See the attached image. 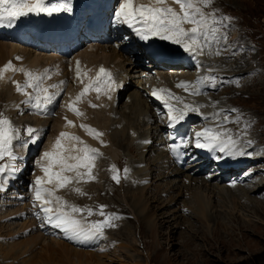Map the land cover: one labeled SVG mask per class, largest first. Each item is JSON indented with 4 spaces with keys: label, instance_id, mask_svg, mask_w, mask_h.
Listing matches in <instances>:
<instances>
[{
    "label": "rangeland",
    "instance_id": "obj_1",
    "mask_svg": "<svg viewBox=\"0 0 264 264\" xmlns=\"http://www.w3.org/2000/svg\"><path fill=\"white\" fill-rule=\"evenodd\" d=\"M202 10L205 13L214 12L218 18H229L224 22L226 26L221 28V33L226 34L228 39L235 40L233 41L235 47L222 40L228 44L225 46L223 45L222 47L226 50L220 51L219 55H214V58L217 60L219 58V60L217 61V67L212 70L221 74V80L219 83L214 82L217 83L215 89L208 93L214 92L217 94L213 96V102L218 107H215V110L211 109L214 105L204 108H210V113L213 112L211 116L213 120L208 118V120L200 119V122H198L200 123L199 125L198 123H195L189 126L188 133L189 136H195V133L197 132L196 130L201 131V129L206 127L209 128V126L205 127L207 122H210V128H213L216 124L223 122L224 117L227 116L228 120L223 124V130H227L231 134L232 138L239 142V149L247 154L245 161L248 163L253 159V155L249 150V148L253 146V142L255 143L254 145H257V147H253V149L258 151L264 150V0H214V3L210 8H203ZM109 12L113 16L112 20H115L116 12ZM118 24L119 23H116L115 26ZM84 34L85 32L83 31L79 32V36L75 35L73 40L68 44L69 48L75 47L77 49L76 53H74L71 57H67L68 62L74 60L76 57L78 58L83 56L82 53L85 54L88 47L92 45L99 44L100 46H107L110 38L113 40L116 39V35L113 36V34L108 33L87 34V36H90L91 38L90 41L87 42L86 38L84 39ZM105 34L108 35L107 38L105 37ZM127 36L128 33L124 30L119 36V40H121L122 37ZM83 40L84 43L80 47L78 43ZM8 41L10 42V39ZM217 47L220 46L216 44L213 45L214 49ZM100 54L101 55L97 58L100 60L99 62H101V64H104L108 53ZM88 57H90V55H87V58ZM238 59H241L242 62H244V66L242 67L243 69L241 70L243 74L240 73L241 75L238 77L232 76L230 79H227L224 71L232 72L234 67L224 68L221 66L232 65V62ZM135 60L136 59L132 58V61H130L131 67H138L137 72H139V76L142 74V79L129 78V81L131 80V84L129 81V83H125V85H121L122 82L120 83L118 88L122 87V89L124 88L126 91L125 95L119 100V111L127 101V99H125L126 94L132 92L135 87L138 90L140 86L137 85L136 82H144L147 78L146 76L144 77V74H147L150 71V69L148 71H142V68L146 67L141 65V62H136ZM141 66L142 68H140ZM218 70L221 71L218 72ZM55 73L57 74L58 71ZM133 74L134 73H129L128 75ZM62 76L64 77L66 75L63 74ZM155 78L158 79L160 83L162 82L158 75ZM69 80L73 82L71 78H69ZM229 80L232 81L234 85L232 83H221L222 81ZM145 81V84L150 88V82L152 79ZM236 81H238V83ZM135 83L137 86H135ZM48 89L51 91L52 87H49ZM112 90L115 93L113 88H111V91ZM64 92H67V90L63 89L57 98H62L61 93ZM64 96L61 104H59L58 99H56V107L59 108V110L56 111L55 116L51 113L50 119L48 120L49 122L46 124V128H41L40 125L35 128L38 130L41 128L39 130L40 139L45 140V142L42 141L39 148H37L38 150L34 156L36 166L32 167L33 171H31L30 175L28 174V171L25 170V167L22 171L18 170L21 165L20 158L15 161L16 170L20 172L19 189L12 187V183L15 182L17 174L6 170L11 174L7 176V182L5 183L7 184L5 185L6 188L3 189V186L2 189H0V248L5 242L4 235L10 232H12V234L9 235L10 238H7L9 237L8 235L6 237L7 240H9L7 245L17 246L18 244L24 243V241L30 237L31 233L28 232L31 229L28 228V225L30 224L29 222H31L29 221V212L33 214V208L29 206H31L30 204L34 202L33 182L37 177H42L44 175L37 161H40L42 154L45 151L54 152L55 141L57 138H60L61 140L64 139V137H60V135L57 136L59 116H61V109L65 105ZM12 102V98H8L3 95L0 96V113L3 114V117L9 119L13 126L15 123L17 126L16 129L19 130V133L26 134L23 130L25 127L19 125L23 121L21 115L29 117L30 113H20L18 115L16 110H19V108L10 111L8 105H11ZM14 103L17 104L18 101H15ZM91 105H95V102L92 100H90V106ZM91 108V110H95L96 107L93 108L91 106ZM78 109L79 110L76 109L77 112L81 113V116H83V114H85L84 109ZM233 109H235V111H232ZM156 110H158L157 107ZM12 115L14 116L12 117ZM74 115H77L76 112ZM159 118L164 120V117L160 116ZM60 119L63 120L62 116ZM29 121L34 122L35 120L32 119ZM56 125L57 128H55ZM234 126L237 130L236 132H232V128ZM149 127L147 126L146 128ZM214 129L219 130L215 127ZM161 134L162 133L160 132H157V134L153 132V135L149 139L151 140L152 138H156ZM18 136L20 141H27V137L25 135ZM189 136L182 142L183 146L186 144L190 147L192 146ZM259 140L262 144H259ZM249 141H251V143H249ZM23 147H28L27 153H33L36 149L35 144H28ZM18 148L20 149L21 147L18 146ZM96 149L101 154L94 161L95 166L92 169V173L96 179L87 183L81 181L76 184V186H73L74 189L80 188L85 194L81 195L75 192L73 188L70 192L66 190L68 188L67 186V188H61L59 192L56 190L58 194L54 191V194L59 195V197H61L63 201H66L68 205H74L81 209L91 208L94 213L91 216H89L86 211L83 214H73L76 218L84 220L86 224L103 221L105 219L104 216H100L98 214L101 205L105 206L103 209L105 214H115L119 216L120 219L113 220L112 223L115 226L105 228L103 236L94 238V240L92 238H89L88 240L66 239L62 237L63 233L60 229H56L46 222H43V229H39L40 224L34 223L37 230L41 231V235L44 236V239L40 243H37L36 248L37 256L39 257L38 260L41 261L42 264H80V262L81 264H264V188L256 191V193L255 191L253 194L250 193L248 196L254 203H251V206L244 205V207L240 203H234V206L233 202H231L232 205H222L219 207L220 205H216L217 200L214 199V196L210 195L208 191H204L203 194L207 197L205 199L212 203V211L217 210L221 213V216H217L219 218L218 222L221 224L225 222V224H222L224 227L217 228L215 225V222L217 221V219L214 218L215 216L212 215L211 219L210 217L208 218L209 224L206 225L204 220H202L204 223L201 222L200 224L199 220H196V217H194L193 211H188L193 207L192 204H189L190 196L188 195L190 192L192 193L195 188H190L187 193L185 189H179V186H177V190H173L171 193H167L165 195L162 193L163 196H159V191L163 188L160 186L157 187V190H159L156 191L158 193V201L156 203L151 202L153 201L150 199L151 195L155 191L154 189H156V185L159 184V182L152 183L154 180H151L149 176V179L145 180L148 184L146 183L145 185V181L141 182V184L146 186V188L152 183L147 188L149 193L144 197L143 203H147L149 208L156 207L157 205H159V207L157 210L156 208H153L147 215V219L142 220V216H140L139 211L132 206L136 199V188L137 186L139 187L140 183L138 180L136 181L133 179V177L137 176L134 175L132 170L133 165L137 161V158L134 157L137 154L136 151L132 150L131 152H128L126 148L119 149V151H107V145L105 144H102L98 148L96 147ZM192 150L195 152L197 151L195 148ZM14 152L15 154L17 152L15 147ZM114 152L119 154L118 157H120L124 163L123 171L128 169L127 173H124L123 176L119 175L117 169L116 172L111 170L112 166H115V160L118 158H113L115 154ZM19 153L24 159L26 153L23 154L24 151ZM203 153H206V151H203ZM63 154L65 156L70 155V153ZM122 156H125L126 158H122ZM166 157L169 161L171 160L170 156ZM187 157L190 159L187 161L188 165L186 164V167L190 166L189 164L191 161L195 162L200 159L199 154H193L190 152ZM213 157L214 163L211 166L207 165V167H205V173H198L199 175L197 174L193 178L203 179V181L206 182L208 178L212 177L215 170L220 169V156L216 155ZM8 160V157H5L3 161H0V164L6 165ZM254 160L255 159L252 161ZM149 161L150 157H147L145 163L138 164L136 166H141L143 168L145 164L148 165ZM31 162L32 158H28L27 165H29V171ZM172 165L177 164L174 161V164ZM254 167H258L256 162L246 164L245 166L243 165L242 169L236 173V175L229 177V182L214 181V183H221L220 185L224 187L230 186L236 188L238 186H247V188L251 187L257 190V184L259 182H264V160L262 159L261 164L259 165L260 168L258 167V175L256 177H246V174L252 172ZM199 169L200 168L195 167V170ZM247 170L248 172L244 173V171ZM80 171L85 172L86 169ZM66 174L68 173H65V175ZM115 174L119 178V183L116 181H114V183H110L112 176ZM9 176L12 177V179H8ZM185 178L186 177H182L181 179L188 182H185V184H189V181L187 180L189 177L187 179ZM171 179L172 178L169 180L171 181ZM193 186L195 187L197 185L194 183ZM45 188H47L46 185ZM51 188H53L52 185L50 189ZM169 197L173 198V201L170 203ZM186 204L188 206V210L186 209ZM132 209L139 214H134ZM23 210L27 213L25 214ZM149 221L152 222L153 228L151 226V229H149L146 225V222ZM65 234L66 233H64V235ZM91 239L93 245L89 244L90 246L88 245L89 248H86V250L82 246L80 248L76 247L80 244L87 245ZM57 240L66 243L67 245L64 243L62 244L66 245L68 249L64 248L62 251L59 247L57 248L54 246ZM71 240L74 242L70 244L69 242ZM70 245L75 250H80V252L83 250V252L78 254L74 251H69ZM20 250H25V248ZM85 252L87 255H85ZM88 254H93L94 256L92 255L90 258ZM6 258L3 260H9V257ZM14 258V261H10L8 263H3L0 258V264L21 263V257L15 256Z\"/></svg>",
    "mask_w": 264,
    "mask_h": 264
},
{
    "label": "bare ground",
    "instance_id": "obj_2",
    "mask_svg": "<svg viewBox=\"0 0 264 264\" xmlns=\"http://www.w3.org/2000/svg\"><path fill=\"white\" fill-rule=\"evenodd\" d=\"M123 2V0H113L111 3L109 0L106 1L107 7H110L112 11H118L120 4ZM46 3L51 6L53 4L52 0H46ZM76 4V9L73 15H67L65 12H55L52 15H47L46 13H40V14H35L31 13L29 17V23L27 24L25 19H20V21L26 26L24 27L23 30L14 29L13 32L15 35L13 41V44L5 43L0 41V69L4 68V66L8 63L11 62L14 68H24L28 71L33 72L36 75H41L44 76L43 80V86L46 88L52 87L53 85H57L59 87H56L57 89V95L59 96V93L63 90L66 89L67 95L65 94V105L61 109V116L62 119H60L61 116H59L58 120V131H57V136L60 135V133H67L68 136L64 137L63 140H61V149H56L54 147V152L55 151H63V153H70V155H82V153H77L74 151L76 148H81L83 147V144L88 145L90 148L96 149V147H100L102 145L101 141H103V144L107 145V151H119V149L126 148L128 152H131L132 150L136 151V156L137 158L136 163L133 165L132 170L134 175H137L136 177H133L134 180H138L139 187L137 186L136 188V199L135 202H133V208L139 211L140 216L142 220L147 219V215L149 212L152 211L153 208L158 209L159 205L156 207H150L147 203H143L144 197L149 193L147 191V188L149 185L152 183H157L159 184L156 185V189L151 195V198L153 201L151 202H157L158 201V193L156 191L157 187H163L159 191V196H163L167 193H171V191L177 190V186H179V189H185L187 193L189 192L190 188H195L192 193L190 192L188 196H190V203L192 204L193 207L191 210H188V206L186 204V209L188 211H193L194 217H196V220H199L200 224L203 222H206V225L208 223V218L215 216L214 218L217 219L215 222L216 227H224L222 224L218 222L219 218L217 216H221L220 211H212L213 206L212 203H210L209 200H206L207 198L203 192L208 191L210 195L214 196V199L217 200L216 205H222L224 206H229L232 205L231 202L234 203H240L245 206H251V203H254L250 198L249 194H253L254 191L261 190L264 188V182H259L257 184V190L253 188H247V186H238V187H224L221 186L218 183H214L217 181L220 182H229L228 180L230 179L229 177L236 175L241 169L242 166L249 164V163H254L259 165L261 164L262 158L257 159L256 156H263L264 158V150L263 151H258L253 149V146L249 148L250 153L253 155L254 161H249L248 163H243L239 157L240 155L237 154L235 156L228 155L226 153H220L218 151H209L208 153H199L200 159L192 162L190 165V169H186V161H188V158L186 156H183V154L189 152L191 148L188 146L182 147L180 145V135L179 132L182 131V133H185V130L187 131L188 125L193 124L199 121L200 116H198L195 112H189L187 116L184 118V120L180 121L178 124H175L174 126H169V134H167L165 137H162L161 139L157 136L156 138H152L151 140L153 141L152 145H149L148 139L153 135V132L157 134L159 131L155 126V122L159 120V116L155 115L153 113V107L154 104L150 103L147 101L145 97H143V94L148 93L149 90L153 93L155 90L154 87L157 86H165L168 90L170 91L174 96L182 97L185 103L193 105V107H196L197 104L200 105H206V107L214 105L211 109H214L215 107H218L214 104L213 102V96L217 95L214 92L213 93H208L212 92L215 87H205L203 84L200 85V92L203 94L204 92L208 93L209 95L207 97H202V94L200 95H190L188 92H186L183 88L177 87L178 84H180L182 81L185 82H192L193 84L199 79L197 77H192V74L188 72V68L190 66H195L196 69H193L194 73H205L204 77H215V81L219 83L221 80V74H218L217 71H214L212 69L216 68L218 65L217 59L214 58V55H200L195 58V56H191L188 53L184 51H177L180 55H189L191 58L189 59H183L186 67H181V66H173V65H165V64H159L160 65V72H158L159 79L162 81L161 83L159 82L158 79L152 78V81L150 84L154 87L146 88L145 86V80L148 79H143L144 82H136L137 85H139L141 88L146 89V91H141L140 89H135L132 92H129L126 94L125 99H127L126 103L124 104L123 107H121L120 111L119 109V100L125 95L126 89H122V87L118 86L120 85H125V83L131 84V80L129 81V78H137L141 79V75L139 76V72H137L138 67L134 66L131 67V62L132 61V56L130 57L129 53L131 52L132 49H128L126 47H122L121 44H119L116 48L112 47L111 45L107 46H100L99 44L92 45L88 47L87 51L82 53L83 56L81 57H76L74 60L68 62V60L65 59V55L68 52L63 51L60 53L59 59L55 60L54 57V50L51 53V56L43 55L42 53H37L36 51H41V50H36L38 49H43L42 51H47L51 52V49H54L52 47V44L56 45H61L63 43H60V34L66 32H71L74 31L77 33V23L79 20H83L84 17V7H89L91 9V6H89L87 0H81L80 4L77 5V0H74V5ZM145 4H149V0H134V7ZM78 6L80 8H78ZM172 7L174 8L177 12L180 11V6L179 4L173 3V0H167V3L165 5H160V7ZM101 9H103V13L105 15V18L108 16V10L107 8H104V4L101 3L99 5ZM76 12H79L78 14ZM32 20V21H31ZM109 20V17L107 18V22ZM107 22L104 27V30L107 28ZM110 22V21H109ZM1 23H7L8 21H3ZM12 26V25H11ZM110 26V23H109ZM13 27V26H12ZM79 27L87 29V26L85 24H80ZM185 28H190L192 25L190 24H185ZM109 28V27H108ZM94 26V30H95ZM104 30H98L97 32H104ZM1 31V29H0ZM25 31H28V37L25 34ZM81 31V30H80ZM109 32L111 34H114L115 29H109ZM118 34V33H117ZM114 36V35H113ZM119 36V35H118ZM82 37V36H81ZM87 37V36H86ZM89 41V38H86ZM91 39V38H90ZM137 39V38H136ZM86 40V41H87ZM161 45L163 47L169 48L171 50H174L171 46L165 45L166 41L160 40ZM87 41V42H88ZM233 39H228L225 42L228 44H231L235 47L233 44ZM30 48V49H29ZM107 50V51H106ZM213 50H215L213 48ZM100 51V52H99ZM207 51V50H206ZM100 53H108L107 58H105V63L101 64L98 60V56H100ZM87 55H90V59L87 58ZM12 56V57H11ZM69 56V55H68ZM230 56V55H229ZM19 57L20 59H17ZM135 61L142 62L143 59L135 58ZM174 59V58H173ZM171 59V60H173ZM201 60L202 63H205V66L202 67V65H199V60ZM168 60L166 57H160V61H165ZM77 62H79L80 66V77L77 78ZM137 64V63H136ZM142 65V64H141ZM139 66V65H138ZM244 66V62H242L241 59H238L234 62H232V65H225L221 66L224 68H233L234 71L232 72H225V77L227 79H230V77L235 76L238 77L243 72L241 71ZM92 67V68H90ZM105 68L106 73L111 75V81H108V84H113L109 88H104L103 85L104 81L107 80V77L103 74H100L99 70L100 68ZM220 67V69H221ZM142 68V66L140 67ZM187 71H186V70ZM201 71H200V70ZM61 71L58 72L57 74H54V71ZM65 70L72 74V77L70 75L68 76H62ZM217 70V69H216ZM143 71V70H142ZM221 70H218V72ZM129 73H134L133 75H128ZM241 73V74H240ZM223 74V71H222ZM138 75V76H137ZM97 76L100 77V89H102L101 92H97L95 90L96 85L95 81L97 79ZM224 76V75H223ZM188 77H192V81L186 80ZM71 78V80H69ZM193 78L196 80L193 82ZM201 78V77H200ZM252 80V79H251ZM26 81V77L23 73L21 72H13L11 70L3 73V79H0V96H5L8 98H12L13 102L11 105H8L9 110L13 111L17 109L19 102L22 105H24V109H27V111L31 112V116L27 117H22L23 121L20 123L19 126H24V127H30L32 125V128H37L39 125L41 128H46L47 122L50 119L51 113L55 111L57 108V103H54L49 106V113L46 115H39L36 113L34 109L30 107V105L26 104L25 101L27 100V96L21 94V92H18L16 89V83H19L23 85ZM63 81V84L61 82ZM83 81V82H81ZM114 81V83H112ZM129 81V82H128ZM138 81V80H137ZM253 81V80H252ZM15 82V83H14ZM149 82V81H148ZM237 82V81H236ZM134 83V81H133ZM135 83V86H137ZM215 83V86L217 85ZM89 85H92L89 87V91L83 95L81 93L83 92V89ZM233 84V83H232ZM234 85V84H233ZM147 86V85H146ZM236 86V85H235ZM237 87V86H236ZM111 88L115 90V93L113 90L111 91ZM118 88V90H117ZM92 89V90H91ZM128 89V88H127ZM247 89V87H246ZM54 88L52 87L50 93L53 91ZM238 90V89H237ZM27 92L33 93V90L31 88L26 89ZM122 91V92H121ZM113 92V93H112ZM218 93V92H217ZM162 93L158 92V95H161ZM80 96V100L77 101L76 97ZM164 99H168L167 95L162 94ZM109 97H111L109 99ZM90 100L95 102L96 108L95 110H91V106L89 108V102ZM116 100V101H115ZM15 101H18V103H14ZM173 106L177 108H182V104H177L175 100L170 101ZM71 103L73 105V108L79 110L78 108H83L85 114L83 116L81 115H74V111L70 110L67 105ZM92 103V102H91ZM217 103V102H216ZM62 106V105H61ZM94 108V107H93ZM210 108L207 109H201L198 112L204 113H210L209 111ZM18 110V109H17ZM16 110V111H17ZM215 110V109H214ZM19 111H22V106L19 109ZM18 112V111H17ZM213 113V112H211ZM12 114V113H10ZM60 115V113H59ZM14 115H12L13 117ZM18 116V115H17ZM57 116V115H56ZM52 117V116H51ZM212 118V117H211ZM35 120L34 122H30L29 120ZM56 119V118H55ZM54 119V120H55ZM58 119V117H57ZM208 120V119H207ZM213 120V118H212ZM210 120V121H212ZM71 121L72 124H68L67 122ZM107 121V124H106ZM218 121V120H217ZM55 122V121H54ZM204 122V121H203ZM215 122V121H214ZM24 123V124H23ZM208 123V122H207ZM206 123V124H207ZM210 123V122H209ZM200 123H198L199 125ZM205 124V123H204ZM57 125L55 128H57ZM81 125H86L92 129H95L96 131L103 133V135L99 138H95L94 134H90L88 131L85 130V128L81 127ZM149 128H146V127ZM195 126V125H194ZM202 126V125H201ZM214 126V125H213ZM200 127V126H198ZM206 127V126H205ZM211 127V126H209ZM215 127V126H214ZM213 127V128H214ZM40 128V129H41ZM196 128V127H195ZM202 128V127H201ZM216 128V127H215ZM39 129V130H40ZM166 130V127H164ZM197 129V128H196ZM194 129V130H196ZM200 129V128H199ZM55 130V129H54ZM193 130V131H194ZM203 129H201L202 131ZM198 132V130H196ZM237 130L235 129V126L232 128V132H236ZM195 132V131H194ZM167 133V132H166ZM169 135H173L172 137H168ZM75 136L79 137L80 141L83 142V144H80L79 142L72 140L70 137ZM178 136V138H177ZM154 137V136H153ZM247 141V140H246ZM259 144H262V142L259 140ZM137 146V147H136ZM240 148V147H239ZM26 152H28V147H23ZM174 157L176 162L181 164L178 168L177 166H174L173 168L171 161L166 157L165 150ZM207 150V149H206ZM101 151V150H100ZM31 152V151H30ZM73 152V153H72ZM113 158H117L119 154L114 152ZM25 154V152L23 153ZM223 154V163L220 165V169L215 170V175L212 176L211 178H208L205 181L203 179H197L193 178L196 176L199 171H203L204 167L209 165L210 162L214 163L213 161V156L216 155H221ZM67 156V155H66ZM126 158L125 156H122V158ZM150 157V161L145 166L142 168L141 166H136L138 164H143L146 161V158ZM192 157V156H191ZM134 158V159H135ZM221 159V158H220ZM250 159V158H249ZM234 163H230L228 161H233ZM238 160V161H237ZM240 160V161H239ZM246 160V157H245ZM70 163H75V161H69ZM116 169L119 173V175H122L125 173L123 171L124 163L120 157H118L115 162H114ZM255 165V164H254ZM216 166V165H215ZM196 168H200L199 170H195ZM258 167H254V170L248 174H246V177H256L258 175ZM214 168V167H213ZM260 168V167H259ZM53 171H59V168L55 167L53 168ZM206 169V168H205ZM83 170V169H80ZM85 170V169H84ZM260 170V169H259ZM214 171V170H213ZM248 172L244 171V173ZM260 172V171H259ZM93 174V173H92ZM68 176L74 177V173L69 172L66 174ZM116 175V174H115ZM199 175V174H198ZM213 175V174H212ZM154 180L152 181L151 184L146 186L142 185L141 182L149 179ZM121 177V176H120ZM186 177L185 179L189 181V184L187 181H183L181 178ZM12 179V177H8V179ZM170 178L171 181L169 180ZM115 180L111 179L110 183H114ZM246 181V180H245ZM243 181V182H245ZM168 182V183H167ZM237 182V181H236ZM256 182V181H255ZM148 184L147 181L144 182L146 185ZM196 184L197 186H193V184ZM254 183V182H253ZM78 184L75 179H73V182L67 185L68 191H72L73 186H76ZM7 184H3V189L6 188ZM50 189L51 185L53 188L52 190H57L58 192L61 190V188H57L55 184H44V187ZM50 185V187H49ZM232 186V185H231ZM236 186V185H235ZM74 189V188H73ZM144 190V191H142ZM192 190V189H191ZM56 191V192H57ZM57 192V194H58ZM151 193V192H150ZM163 193V195H162ZM207 195V192H206ZM209 195V196H210ZM34 196V195H33ZM32 196V197H33ZM54 196L59 197V195L54 194ZM173 201L172 197H169V203ZM262 202V201H261ZM184 203V202H183ZM34 204L36 205L37 208L40 209L39 205L40 202L35 201L34 198ZM31 205V204H30ZM53 208L58 207L55 199L53 198L52 205ZM235 206V204H234ZM31 207V206H29ZM28 209V208H27ZM32 209V208H31ZM133 210V209H132ZM23 212L26 214L27 212L23 210ZM22 212V213H23ZM214 212V213H213ZM133 213L137 214L138 212L133 210ZM138 213V214H139ZM13 214V213H12ZM16 214V213H15ZM210 214V216H209ZM33 215V214H32ZM30 215V224L28 225V228H31L30 232V237L24 241L22 244H18L17 246L15 245H7V238H10V234L12 232L5 234L4 235V244L0 248V258L3 263H8L14 261V257H21L22 261L20 264H42L41 261L38 260L36 248H37V243H40L43 239L44 236L41 235V233L37 230V228L34 225V220L35 217ZM43 215V213H41ZM11 216V215H9ZM8 216V217H9ZM230 216V215H228ZM232 216V215H231ZM187 219V218H186ZM189 219V218H188ZM213 219V218H212ZM143 222V221H142ZM203 222V223H204ZM27 224V223H26ZM40 224V223H39ZM48 224V223H47ZM146 225L149 229H151L152 222H146ZM51 226V224H50ZM53 227V226H52ZM153 228V226H152ZM29 230V229H28ZM51 230V229H50ZM53 233V232H52ZM45 234V233H44ZM51 234V232H50ZM7 235L9 237H7ZM25 235V234H24ZM3 236V235H2ZM7 237V238H6ZM24 237V236H23ZM66 238H68V235H66ZM3 239V238H2ZM94 240V238H92ZM92 239L91 241L85 244H80L79 246H76L77 248L79 247H84L89 248V244H92ZM88 240V239H87ZM74 241H70L69 243L71 244ZM84 242V241H83ZM9 243V242H8ZM64 242H60L57 240L55 242L54 246L57 248L59 247L62 251L63 249H68V247L64 244ZM51 245V242H50ZM49 245V246H50ZM89 245V246H88ZM69 246V245H68ZM17 248V249H14ZM25 250H20L24 249ZM49 248V247H47ZM54 248V247H53ZM83 249V248H82ZM67 251V250H66ZM69 251H74L75 253L80 254L83 252V250L80 252V250H75L73 247L70 245ZM68 253V252H67ZM86 253V252H85ZM73 254V253H72ZM84 255V253H83ZM87 255V253L85 254ZM89 257L93 254H88ZM94 256V255H93ZM6 257H9V260H3ZM87 258V257H86ZM85 258V259H86ZM7 259V258H6ZM84 259V260H85ZM88 259V258H87ZM79 261V260H78ZM11 264V263H10ZM13 264V263H12ZM81 264V262H80Z\"/></svg>",
    "mask_w": 264,
    "mask_h": 264
},
{
    "label": "snow or ice",
    "instance_id": "obj_3",
    "mask_svg": "<svg viewBox=\"0 0 264 264\" xmlns=\"http://www.w3.org/2000/svg\"><path fill=\"white\" fill-rule=\"evenodd\" d=\"M167 0H149L148 5H138L134 7V0H123L120 4L119 10L115 13V22L127 24L129 28H133L136 35L143 41H148L152 37H158L160 40L170 41L174 45L180 46L184 52L191 56L200 55H219L220 51L226 50L222 47H217L213 50V45H219L221 41H226V34L221 33V28L226 25L224 22L228 20L227 17H217L214 12L205 13L203 8H210L214 3V0H173V3L179 4L180 11L177 12L174 8L160 7L165 5ZM71 5L67 3L53 4L49 6L46 0H0V22L8 21V26H11L16 20L21 17L27 16L30 13L40 14L46 13L52 15L55 12H70ZM133 21H135L134 26ZM185 24H190L192 27L185 28ZM207 50V51H206ZM17 59H20L17 57ZM21 72L25 75L26 81L23 85L16 83V89L21 94L27 96L26 104L30 105L32 109L39 115H46L49 113V106L52 105L56 99L55 93H49V89L43 86L44 76L36 75L31 71L24 68H14L11 62H8L4 68L0 69V79H3V73L7 71ZM100 74L107 77L108 81H111V75L106 73L102 67L99 70ZM80 77V66L77 62V78ZM215 77H201L194 84L192 82L182 81L177 87L183 88L190 95H200V85L205 81L211 82V86L215 87ZM83 82V81H81ZM15 83V82H14ZM95 90L100 91V77L97 76ZM114 83V81L112 82ZM221 83H232V81H222ZM238 83V81H237ZM63 84V81L61 82ZM86 86L83 89L81 95L89 91V87ZM53 88L59 87L53 85ZM31 88L32 93L26 91ZM162 93L167 95L168 99H164L163 103L168 109V117L170 124L174 126L180 121L184 120L189 112H198V107H193L191 104L185 103L182 97L174 96L170 91L160 89L154 90L153 96L157 99H162ZM111 97H109L110 99ZM77 101L80 100V96L76 97ZM175 100L177 104H182V108L173 106L170 102ZM96 107V105H91ZM67 107L76 112L77 115L81 113L77 112L73 105L69 103ZM232 111H235L233 109ZM207 119V117H206ZM228 120L227 116L224 117V121L218 124V128H223V124ZM72 124L71 121L67 122ZM90 134H94L95 138H99L103 135L86 125H81ZM19 130L14 128L10 120L3 117L0 113V161H3L5 157H8V164H0V189L3 184L7 182V176L11 173L6 170L10 169L15 171L16 165L12 162L16 161L18 157L14 152V140H18ZM29 140L25 142L27 144H35L40 139V131L38 129L29 127L25 130ZM68 136L67 133H60V137ZM72 140L83 144L79 137L72 136ZM103 144V141H101ZM251 143V141H249ZM194 146L196 148L207 149L209 151H219L220 153H226L228 155L235 156L245 155L243 151L239 149V142L232 138L231 134L227 130H216L214 128H204L202 131L195 133ZM56 149H61V139L57 138L55 141ZM77 153L82 155H68L65 156L63 151H45L42 154L40 161H37L44 175L37 177L33 182L34 184V198L35 201L40 202V212L43 213L41 219L51 224L54 228L60 229L68 235L69 239H89L103 236L105 228L114 227L113 220L120 219L115 214H105L103 211V205L100 206L99 215L104 216L103 221H97L86 224L84 220L76 218L74 213L83 214L85 211L89 216L93 215L91 208L81 209L74 205H68L66 201H63L61 197L54 196V191L43 187L44 184H55L57 188H65L68 184L73 182V179L77 183L83 181L84 183L93 181L96 177L92 174L94 168V161L98 158L99 151L94 148H90L88 145L83 144V147L74 149ZM69 161H75L70 163ZM46 162V163H45ZM54 167H58L59 171H53ZM86 169L85 172H81L79 169ZM116 172L115 166L111 169ZM127 173L128 169L124 170ZM74 173V177L65 175V173ZM112 179L119 183L117 175H113ZM75 192L84 195L80 188H75ZM55 199L58 207L53 208L52 201ZM70 209V210H66Z\"/></svg>",
    "mask_w": 264,
    "mask_h": 264
}]
</instances>
